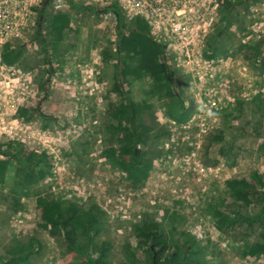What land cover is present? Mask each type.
<instances>
[{
	"label": "rangeland",
	"instance_id": "374dc122",
	"mask_svg": "<svg viewBox=\"0 0 264 264\" xmlns=\"http://www.w3.org/2000/svg\"><path fill=\"white\" fill-rule=\"evenodd\" d=\"M73 2L84 6L82 2ZM253 4L254 2L249 0L243 1V4L236 5L233 10V14L237 19L244 22L245 31L238 32L237 25H233L235 26L234 29L231 26L218 35L221 24L219 19L215 30L210 32L207 38L208 42L212 37H215L214 48L216 50L214 52L219 55L220 60L225 62L228 57L230 58V61L224 65L226 66L223 70L224 76L228 74L234 81L244 84L245 89L249 88L251 95L240 107L241 113L235 114L236 119L229 122L227 128H225L222 118L220 125V133L224 135L222 142H219L218 138L211 139V137H207L206 140L204 139L202 147L191 158L193 161H189L183 168L182 166L181 168L177 167L178 171H185L181 181L178 182L175 178H171L176 172L173 173L169 166L172 164V159L166 160L169 165L161 164L160 170L162 172L153 170L152 162L148 179L142 187L137 189L145 187V184L148 183L146 190L142 191L140 199L135 201L133 193L135 189L131 188L126 179L127 175L124 178L120 171L114 172L113 168L109 167L108 162H99L97 160L99 157L89 156L97 149L95 140L101 137L104 140L106 136L107 112L105 110L103 114H99L100 109L96 107L94 100L88 101V119L90 121L96 119L98 123L89 127L82 140H71L62 149V165L66 169L62 178L63 180H69L70 176H74L79 180H83L82 188H85L86 199H81L82 204L97 205L95 201L100 202L103 195L114 199L118 193L131 194L132 209L135 211L138 209L144 210V212L139 213L142 217L143 215H153L155 221L161 223L164 229L167 230L169 225L165 223L163 218H166L168 212H178L179 216L182 217V223L178 225L175 237L178 238L180 232H186L195 237L201 243V253L206 264H264V257L249 256L244 258L240 256V250L245 241L253 243L257 240L258 229L256 224L253 227L241 224L226 233H221L214 227V223L208 216H202L205 205L213 200L216 201L219 197L224 199L221 210L229 216L233 217V213H252L254 207H246L241 203H235L229 196L225 195L224 183L234 178L249 180L254 172L264 176V116H261L264 110L261 114L255 112L254 102V99L257 98L264 102V66L261 69V65L264 63V40L261 43L263 46L261 48L262 54L258 58L256 57V61L253 60L254 58L250 59L251 49L258 40L256 38L257 34L251 35L253 31L250 28L255 22L264 28V4L260 2L259 6L254 5L252 7ZM41 5L37 8L38 10H35L37 17L34 18V21L37 22V25L26 33L23 40L19 41L25 46L24 59L19 68L27 70V72L38 73L36 95L32 102V110L35 111L32 118L27 120V123L32 130L45 131L47 127H44L43 118L48 117V129L54 134L53 130L55 127L58 128L57 126L54 127V124L57 123V120L60 122L67 118L65 115L72 109L71 102H74L75 99L70 96L74 90L78 92L81 74L86 76L85 71L90 69L95 70L94 73L99 72L97 80L104 82L109 87V91L103 95V101L110 108L112 104H117L120 101V97L116 93H111L110 90L113 85V76L116 70L120 72L121 68H116V64L119 62L106 60L103 57L104 51L108 49L114 51L115 48L114 43L117 34L114 27H112V18L101 17L91 11L72 12L69 4L64 0H53L46 10L51 14L69 13L72 17L71 29L76 33H69L71 40L67 39L61 43L58 49L59 52L56 53L50 50L47 63L44 62V51L38 44L35 34H39V37L42 36L44 40H48L50 15L44 14L43 17L39 18ZM251 8H256L257 11H251ZM248 31L249 33H247ZM140 32H147V30L142 29ZM248 36H251L248 40L250 44H246L245 47H242L243 50H239L241 46H244L241 40ZM34 39L37 42L36 49L32 46V40ZM98 56L99 58H97ZM96 58L98 64L93 63ZM169 68L175 90H179L183 83L186 84L187 77L180 70ZM147 79L149 78L142 76L140 78H127L126 80L120 78V81L123 82V97L130 98L135 102L146 99ZM66 85L70 86L69 90L65 89ZM186 92L187 87L184 92L182 90L181 94V98L184 100L188 99ZM68 98L71 99V102ZM150 101L153 106L151 112L154 115L159 109L167 111L168 101L155 98L150 99ZM238 102L240 101H236L228 108L235 106ZM195 111V109L178 111L177 117H179V120L173 119L178 123H182L190 119ZM159 113L165 115L162 111ZM160 114L159 117L162 118V114ZM146 121L151 123V120L146 119ZM190 134L187 135L189 138H191ZM148 142L150 144L147 146V150L150 151L153 149V145L155 147L156 143L161 142V140L155 144H151L150 140ZM177 142L178 145L176 142L170 144V149L166 154L172 152L182 153L184 147L189 151L193 140L187 142V144H182L180 140ZM25 150L30 154L29 147L26 146ZM83 150L88 154H84ZM71 151L79 153L82 157L77 162H72V160L63 156L64 153ZM193 162L199 163L200 167L193 166ZM194 167L197 168L194 170ZM45 186L43 183L40 189L38 188L35 192L40 195L48 193L42 190ZM171 189L176 192H172ZM176 189H180V191ZM2 190L4 189L0 187V263L15 256L12 249L14 242L27 243L31 238H35L38 244L34 250L35 254H31V264H77L84 261L77 254L65 252L66 249L62 246L61 241L52 239V237L49 238L46 231L42 230L33 195L29 198L23 197L17 191L9 195L8 190L6 192ZM183 193L188 198L185 204L182 203L180 197ZM12 195L13 197L21 195L24 198V202L20 201L21 209L16 210L14 207L10 198ZM93 198L95 201H92ZM193 203L198 206L196 215L193 213ZM105 218L106 221L103 222L102 231L95 236V240L107 241L111 244L109 251L111 263L120 264L123 247L126 243H129L137 254L139 264H143L145 262V248H139L135 236L131 233V224L134 223L114 222L107 214H105ZM200 218L203 220L202 223ZM199 223H201L200 228L196 229ZM117 228L121 229V232H117ZM246 233L247 235H245ZM198 234L204 236L196 237ZM165 235L167 236V234ZM72 236V232L63 233V237L69 238V240ZM91 256L96 257L93 250Z\"/></svg>",
	"mask_w": 264,
	"mask_h": 264
},
{
	"label": "trees",
	"instance_id": "16d2710c",
	"mask_svg": "<svg viewBox=\"0 0 264 264\" xmlns=\"http://www.w3.org/2000/svg\"><path fill=\"white\" fill-rule=\"evenodd\" d=\"M52 1H43L39 16L41 18L44 14L50 15L48 40L35 34L38 44L44 51L43 61L46 63L49 51L59 52L60 44L67 39L71 40L69 33H76L71 29L72 17L69 13L51 14L47 12L46 9ZM64 1L69 4L72 12L93 11L92 8L75 4L72 0ZM243 1L247 0L225 3L220 17L221 24L218 35L222 31L228 30L232 25H237L238 32L245 31L244 22L233 14L235 6L243 4ZM117 13L119 15V12ZM117 28L116 50L104 51L103 57L106 60L119 62L116 64V68H121V71L116 70L113 76L112 91L120 97V101L117 104H112L106 113V136L103 140L102 155L105 156L113 169L126 173V179L133 189H138L147 180L152 162L159 155L154 145L152 150H147V146L150 144L148 141L155 144L167 137L166 129L157 123L151 112L153 106L150 99L168 101L165 115L171 120H179L176 106L182 105V103L178 101L175 94L170 68L160 62L163 48L149 36L147 25L136 21L129 26L124 24L121 17L118 16ZM142 29H146L147 32H140ZM263 40L254 44L250 52V59L254 58L253 60L256 61V57L258 58L262 54L261 43ZM214 41L215 37L208 41L209 48L216 50ZM242 47L245 46H241L239 50H243ZM24 54L25 46L16 41L4 47L2 59L7 66H21ZM263 66L264 63H262L261 69ZM182 74L185 77L188 76L184 71ZM140 76L149 78L145 91L146 99L135 102L130 98L123 97V82L120 81V78L126 80L132 77L140 78ZM188 81L187 77L186 84L183 83L185 87H187ZM254 102L255 112L261 114L264 110V102L259 98L254 99ZM244 103L238 102L222 113L225 128L229 122L236 119V113H241L240 107ZM34 111L21 109L20 115L26 120H30ZM261 116H264V112ZM146 119L151 120V123H147ZM43 121L44 127L48 128L49 118L44 117ZM210 137L211 139L218 138L219 142L224 140V135L221 133ZM138 145L140 148H137ZM83 152L88 154L85 150ZM0 155L5 157L4 160L0 159V187L5 186L9 195L14 194L15 191L23 197L29 198L33 195L40 227L47 230L52 238L61 241L62 246L66 249L65 252L77 254L84 259L77 264H112L109 258L111 244L107 241L95 240V236L102 231L103 222L106 221L105 214L96 204L89 203L90 206L82 204V201L75 196L70 199H61V197L55 199L50 193L49 187L42 189L48 192L47 195L35 192L38 188L40 189L45 179L51 174L53 161L50 158L36 156L33 153L28 154L22 144L15 142L8 143L4 150L0 147ZM63 156L72 162H77L82 157L79 153L72 151L64 153ZM224 192L235 203L254 207L253 212L233 213V217L229 216L221 210L224 199L219 197L216 201L213 200L205 205L203 215L210 217L214 227L221 233H226L241 224L249 227L256 224L258 238L253 243L245 241L240 250V256L244 258L249 256L264 257V176L254 172L249 180L243 178L228 180L224 183ZM21 195H18L19 197L10 196L16 210L21 209ZM168 213L166 218H163L170 227L168 230L164 229L161 223L155 221L153 215H143L138 223L131 224V233L135 236L139 248H145L143 264H206L201 253V243L195 237L186 232H180L179 237H175L178 225L182 223V217L178 212ZM69 232L73 233L71 240L63 237V233ZM36 242L35 238L29 239L27 243L14 242L12 249L15 256L0 264H31V254H35V247L38 246ZM92 250L96 254L95 258L91 256ZM120 264H139L137 254L129 243L123 247Z\"/></svg>",
	"mask_w": 264,
	"mask_h": 264
},
{
	"label": "built area",
	"instance_id": "2783aa9c",
	"mask_svg": "<svg viewBox=\"0 0 264 264\" xmlns=\"http://www.w3.org/2000/svg\"><path fill=\"white\" fill-rule=\"evenodd\" d=\"M73 1L82 2L84 6L92 8L93 14L112 18V27L116 34H118V16L121 17L124 24L129 26L136 21L145 23L149 29V36L163 48L160 62L181 72L184 69L185 73L191 75L186 77L189 78V92L197 106L196 112L184 123L157 117L159 123L165 126L167 138L155 145L159 155L153 160V170L161 171V164L169 165L166 160L172 159V164L169 166L173 173L176 172L171 178H175L178 182L181 181L185 171H178L177 167L181 168L182 166L183 168L189 161H193L191 158L202 147L204 139L218 134L221 114L225 109L236 101H245L251 95L249 88L245 89L244 84L234 81L228 74L224 76L223 70L226 67L224 65L230 61V58L228 57L225 62L220 60L219 55L209 48V42H207L210 32L215 30L219 22L225 3H236L239 0ZM249 1L254 2L252 7L259 6L260 2L264 4V0ZM42 3L43 0H0V147L4 150L10 142L20 143L25 149L26 146L29 147L30 153L50 158L53 161V166L51 174L45 179L44 184L50 188L53 198L70 199L75 196L85 200L82 179L79 180L74 176H70L69 180L62 178L66 170L62 165V149L71 140H82L89 127L98 123L96 119L93 121L88 119V101L94 100L96 107L100 109L99 114H103L108 109L107 103L103 101V95L109 91V87L104 82L97 80L99 72L94 73L93 69L85 71L87 75L81 74L78 92L74 90L70 96L75 101L71 102V99L68 98L72 109L65 115L67 118L60 122L57 120V123L54 124V127H58L53 130L54 134L50 132L49 127L45 131L32 130L27 120L20 115V110L33 109L32 102L36 95L38 73L27 72L16 65L7 66L2 59L3 49L7 44L23 40L26 33L37 25V22L34 21V18L37 17L35 10H38L37 8ZM251 11H257V9L251 8ZM234 28L235 26L232 29ZM250 29L253 31L252 36L257 34V41L262 40L264 28L261 25L255 22ZM250 37L242 39L241 43L244 46L250 44L248 42ZM32 46L34 49L37 48L35 39L32 40ZM97 58L94 60V64H98ZM69 88V85L65 86L66 90ZM188 134L191 138L187 136ZM190 139L193 140V143H191L189 151L184 147L182 153L166 154L170 149V144L176 142L178 145V140L182 144H187L191 141ZM102 145V138L95 140L97 149L89 156L99 157L97 159L99 162L106 163L107 160L102 155ZM26 152L28 153L27 150ZM0 159L4 160L5 157L0 155ZM194 165L200 167L199 163L193 162ZM109 167L111 168V166ZM195 168L197 167H194V170ZM113 171L120 170L113 169ZM120 172L125 178L126 174ZM147 185L148 183L145 184V187L133 191L135 201L140 199V194L146 190ZM176 190L180 191V189ZM171 191L176 192L173 189ZM185 193L180 195L183 204L188 201ZM116 195L114 199L103 195L100 202L95 201L94 198L92 201H95L99 209L110 216L114 222L122 224H135L137 220L139 222L142 218L139 213L144 210L135 211L132 209L131 194L118 193ZM197 207V204L193 203L194 215L197 214ZM202 216L205 217L203 214ZM200 222H203L201 218ZM201 223L196 229L200 228ZM117 232H121V229L117 228ZM202 236L204 235L198 234L196 237Z\"/></svg>",
	"mask_w": 264,
	"mask_h": 264
},
{
	"label": "crops",
	"instance_id": "0c3cea01",
	"mask_svg": "<svg viewBox=\"0 0 264 264\" xmlns=\"http://www.w3.org/2000/svg\"><path fill=\"white\" fill-rule=\"evenodd\" d=\"M185 88L186 87L184 86V84H182L179 87V90H176L178 101L182 103V105L178 104L176 106V111H182L183 112V111H186V109H189V110L190 109H195V104L193 103L192 96H191V94L189 92V88H187V92H186L188 99L184 100V99L181 98L182 90L184 92ZM163 101H165V100H163ZM160 111H162V112H164L166 114V111H163V110L159 109L154 115L155 116V120H157L156 118L159 116V114H160L159 112Z\"/></svg>",
	"mask_w": 264,
	"mask_h": 264
},
{
	"label": "clouds",
	"instance_id": "9594fccd",
	"mask_svg": "<svg viewBox=\"0 0 264 264\" xmlns=\"http://www.w3.org/2000/svg\"><path fill=\"white\" fill-rule=\"evenodd\" d=\"M117 36H118V34H117ZM214 42H215V41H214ZM116 43H117V39H116V42L114 43V44H115L114 51L116 50ZM213 44H214V43H213ZM173 69H174V68H173ZM147 80H148V79H147ZM110 91H111V93L113 92V91H112V87H111V90H110ZM175 94L177 95L176 90H175ZM192 100H193V98H192ZM240 102H243V101H240ZM244 102H245V101H244ZM193 103L195 104L194 100H193ZM109 109H110V108H109V106H108L107 111H108ZM196 109H197V106H196V104H195V110H196ZM107 111H106V112H107ZM195 112H196V111H195ZM161 114H162V113H161ZM161 114H160V115H161ZM164 114H165V113H164ZM154 117H155V116H154ZM158 118H160V117L158 116ZM162 118H165V119H166L165 115L162 114ZM190 118H191V117H190ZM156 119H157V118H156ZM188 120H189V119H188ZM188 120H187V121H188ZM156 121H157V123H158L161 127H163V128L165 129V126H164V125H162L161 123H159L158 120H156ZM174 121H175V120H174ZM184 122H186V121H184ZM184 122H182V123H184ZM221 122H222V115H221ZM218 133H220V131H219ZM221 134H222V133H221ZM101 138H102V137H101ZM163 139H165V138H163ZM163 139H162V140H163ZM102 140H103V139H102ZM102 146H103V145H102ZM137 148H140V145H138ZM45 187H46V186H45ZM1 188L4 189V190H2V191H5V192H6L7 189L5 188V186H1ZM46 188H47V187H46ZM22 199H24V198H21V200H22ZM79 200H81V199H79ZM24 201H25V200H24ZM24 201H22V202H24ZM20 204H21V203H20ZM42 230H43V229H42ZM44 231H46L47 236L50 238L51 236L48 234L47 230H44ZM52 239H53V238H52ZM35 248H36V247H35Z\"/></svg>",
	"mask_w": 264,
	"mask_h": 264
},
{
	"label": "bare ground",
	"instance_id": "6f19581e",
	"mask_svg": "<svg viewBox=\"0 0 264 264\" xmlns=\"http://www.w3.org/2000/svg\"><path fill=\"white\" fill-rule=\"evenodd\" d=\"M182 71H184L185 72V70L184 69H182ZM187 74V73H186ZM188 76H191L190 74H187ZM187 88H189V81L187 82ZM252 105V104H251ZM167 119H169L167 116H165ZM171 120V119H170ZM170 228V227H169Z\"/></svg>",
	"mask_w": 264,
	"mask_h": 264
}]
</instances>
